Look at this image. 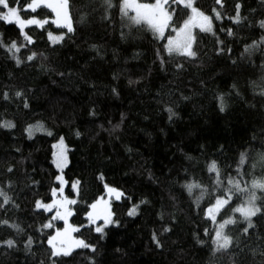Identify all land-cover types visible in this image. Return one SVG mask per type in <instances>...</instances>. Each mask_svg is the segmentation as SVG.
Wrapping results in <instances>:
<instances>
[{"label": "trees", "instance_id": "1", "mask_svg": "<svg viewBox=\"0 0 264 264\" xmlns=\"http://www.w3.org/2000/svg\"><path fill=\"white\" fill-rule=\"evenodd\" d=\"M7 2L23 9L26 0ZM223 2L220 9L215 0H195L206 15L214 17L217 8L223 19H213V32L194 29V58L164 50L166 38L175 34L171 28L159 40L143 26H128L120 0L110 9L102 0H70L74 32L65 35L66 29L51 23L30 25L24 32L31 44L16 24L0 21L5 45H26L16 53L19 64L0 47V124L14 125L0 127V189L11 198L0 207V221H8L0 224V242L15 241L11 248L0 243V264H264V191L254 190L262 211L252 218L255 226L248 234L243 232L247 222L232 211L247 199L253 180L264 181V44L244 51L264 37L259 27L264 0ZM237 3L238 24L230 19ZM172 8L178 27L190 10L181 4ZM19 14L24 19L54 16L44 8ZM48 32L64 39L52 43ZM33 52L36 57L27 61ZM169 108L175 113L171 119ZM37 125L44 132L29 136L28 127ZM59 138L66 146L63 176L70 197L71 183L79 182L70 224L80 229L75 237L96 251L79 248L50 259L48 237L63 224L55 220L45 228L53 214L37 209L36 202H49L52 189L59 187L52 163ZM212 161L222 186L208 171ZM229 177L249 191L233 195L217 215L219 222L232 217L237 223L225 228L233 240L230 249L215 252L216 226L205 210L231 187ZM188 183L202 187L190 195ZM106 185L124 195L111 202L115 225L97 233L87 214L105 196ZM134 205L138 212L129 216Z\"/></svg>", "mask_w": 264, "mask_h": 264}, {"label": "snow or ice", "instance_id": "2", "mask_svg": "<svg viewBox=\"0 0 264 264\" xmlns=\"http://www.w3.org/2000/svg\"><path fill=\"white\" fill-rule=\"evenodd\" d=\"M103 4L106 6V9H110L114 6L113 0H102ZM215 3L220 6V9L224 7L223 0H215ZM181 4L184 8L190 10V14L188 18L184 20L183 24L180 26H173V14L175 9L172 8V5ZM0 6L3 9H7L6 12L0 10V21H4L8 24L15 23L19 28L21 33L24 35V39L28 44L33 43L31 36L27 35L24 32L25 27L30 25H36L37 27L44 28L45 25L51 23L56 25L57 28L66 29V33H73V21L70 15V0H26L25 6L23 9H19L16 6H9L7 0H0ZM49 9L54 16L49 19H38L35 16L24 19L20 16V11L36 13L38 9ZM119 11L121 17L126 19L129 23L128 26H143L146 30L151 31L156 39L163 40L165 39V31L166 29L171 28V31L176 33L175 37L169 35L167 39V43L164 45V50L169 55H180L187 58H194L197 53L193 50V42L195 37L193 36L192 29L199 28L202 32H213V19L222 20L223 16L220 10L217 8H213L214 17H210L206 15L203 11L199 10L195 6V0H154L153 3H142L140 0H120L119 3ZM130 13H134L130 15ZM82 21L84 17L81 18ZM233 23H240L242 17L240 15V4H236V14L234 17H230ZM259 27L264 29V20L259 22ZM228 35H232L233 32L231 29L227 30ZM48 38L53 43H59L64 39V35H54L52 32H48ZM222 43V41H221ZM260 44H264V37H261L259 42H253V45L245 48V53H250L252 49L259 48ZM0 47H5L9 52L12 53L13 58L16 59L17 64L22 63L21 59L16 56V53H19L22 47H26V45L21 44L17 45L16 41H12L10 45H5L2 37H0ZM36 53L33 52L31 55L26 57L27 61H32L36 57ZM165 61L161 58V64L163 65ZM178 67L182 68L183 65H178ZM115 91V89H114ZM17 96L22 95V93H16ZM260 95H264V90H261ZM5 99H7V95L5 94ZM220 100V110L224 111L225 109V101L224 97H219ZM28 107L27 103L24 105ZM170 113L169 119L175 115L171 108L168 109ZM0 127L12 128L14 125L11 122H5L0 124ZM43 130L42 125H37L35 128L33 126H29L27 132L29 136L33 134V131ZM51 135V133H48ZM79 135V133H77ZM61 145L63 144V138L60 141ZM261 160H264V154L260 157ZM61 162H66V157L61 153L60 162L57 163V167H61ZM245 163V153H241L240 156V164ZM11 171V169H9ZM208 171L210 173L216 174V183L217 186L223 185V180L221 179V172L217 166L216 161H212L208 165ZM60 181L61 187L52 189V196L55 197L59 192L61 194L62 199L53 200L51 203H43L41 201L36 202L37 209H44L45 211L52 212L55 209V214L51 217V220L48 224H45V228L53 227L52 221L55 220H63L65 224V228L63 230H57L55 235H51L48 237L47 243L51 249L49 258H59V257H67L72 254V252L76 248H87L91 249V251L95 252L96 249L94 246L85 242L82 239H76L71 237V233L78 232L80 229L78 227H73L68 223L67 217L72 214L71 209L67 207V205H74L77 203L76 199H68L63 197V184L65 183L62 177L58 176L56 178ZM103 179V177H101ZM79 182H76L72 185L73 189H77V185ZM227 184L231 185L225 189V191L220 195L215 197V202L211 204L205 210V217L210 219L215 225L216 229L214 235H212V243L215 245V252L227 251L232 246L233 240L232 237L225 232V228L228 225L236 224L237 220L235 218L229 217L228 219H224L222 222L217 221V215L221 212V210L227 206L232 200L233 195L238 193L248 192L247 187H241L240 181L234 178L229 177L227 180ZM188 193L191 195L194 189H199L202 186L199 183H188L185 185ZM252 189H261L264 191V181L261 180H253L251 183ZM109 194H115L116 199H120L124 194L117 191L114 188L108 187L106 185ZM235 189V192L233 191ZM204 192L202 190L201 195L196 198L197 204L203 198ZM0 197H3V202L0 203V207H3L4 204L10 202V197L0 189ZM261 197L256 195L255 191H251L241 206H238L232 211L235 213H239L244 221L247 222V227L243 229L245 234H248L250 228H253L255 225L252 222V218L257 216V214L261 213L262 207L257 204V201L260 200ZM103 201H97V203H93L90 207L95 210L99 203ZM141 203H144L142 201ZM139 205H134L128 215L134 216L137 214V209ZM88 220L95 224L96 220L99 219V214L95 215L93 212H89L87 214ZM109 218L104 219L103 226H96L95 231L97 233H103L104 226H107L109 223H112ZM0 224H8V221H0ZM11 227H18L16 225H11ZM168 229H165L167 231ZM206 234H209L206 230ZM153 240L157 242L159 246V240L154 235ZM6 244L8 247H14L15 241L7 240L0 242ZM32 243L31 238L28 240L27 247L30 248ZM203 243V241H200ZM53 264H56V261L53 260Z\"/></svg>", "mask_w": 264, "mask_h": 264}, {"label": "rangeland", "instance_id": "3", "mask_svg": "<svg viewBox=\"0 0 264 264\" xmlns=\"http://www.w3.org/2000/svg\"><path fill=\"white\" fill-rule=\"evenodd\" d=\"M140 2H142V3H147V2H143V1H140ZM6 11H7V9H6ZM5 11V12H6ZM132 14H134V13H130V15H132ZM15 24V23H14ZM194 29H199V28H193L192 29V32L194 31ZM151 32V31H150ZM166 32V31H165ZM152 33V32H151ZM152 35H153V33H152ZM154 36V35H153ZM176 36V33L174 34V36L173 37H175ZM160 40V39H159ZM51 41V40H50ZM52 42V41H51ZM53 43V42H52ZM167 43V39H166V41H165V44ZM35 128V127H34ZM43 132H44V130H42ZM41 130L40 131H33V133H35V132H38V133H43ZM28 133V132H27ZM29 135V134H28ZM60 141H61V138H59L54 144H53V153H52V163H53V166H54V168H55V170L57 171V175H56V178L58 177V176H60V177H62V179H63V181L65 182L64 184H63V188H64V192H63V197H66V198H68V199H75V196L77 195V191H78V185H77V189L76 190H74L73 189V187H72V185L74 184V183H76V182H72L71 183V186H70V188H71V191H72V193H73V195H74V197H70L67 193H66V187H67V183H66V180H65V178H64V176H63V171H64V169L67 167V165H68V160H67V153H66V146H65V142H64V140H63V144L61 145V143H60ZM61 153H63V156L64 157H66V162H61V167L60 168H58L57 167V163L58 162H60V156H61ZM56 182L59 184V187H61V184H60V181H58L57 179H56ZM58 187V188H59ZM112 188V187H111ZM255 189H252V187H251V189H250V191L249 192H251V191H254ZM118 191V190H117ZM101 198H103V201L101 202V203H99L98 204V206H97V208L95 209V210H93L91 207H90V211L89 212H93V214H94V216L95 215H97V214H99V219H97L96 220V223L95 224H92L90 221H89V223L91 224V225H93L94 226V228L96 227V226H103L104 225V219L107 217V218H109L111 221H113L112 223H109L107 226H104V229H103V233H104V231H105V229L106 228H108V227H110V226H112V225H115V222H114V220H113V215H112V211H111V202L114 200V199H116V197H115V194H109L108 193V190H107V188H106V192H105V196L104 197H100L99 199H97V201H101ZM60 199H62V197H61V194L58 192L57 193V195L55 196V197H53L52 196V198H51V200L49 201V202H47V203H51L53 200H60ZM97 201L95 202V203H97ZM67 207L68 208H70L71 209V205H67ZM42 209V208H41ZM42 210H44V209H42ZM45 211V210H44ZM55 209H53V211L52 212H48V211H46L47 213H52L53 215L55 214ZM130 211V210H129ZM129 211H128V213H129ZM137 212H138V209H137ZM127 213V214H128ZM130 216V215H129ZM70 217H71V215L70 216H68L67 217V220H68V223L70 224ZM57 221H59V222H61L62 224H63V226H62V228L60 229V230H63L64 228H65V224H64V221L63 220H57ZM71 225V224H70ZM216 226V225H215ZM55 233H56V231L54 232V234H52V235H55ZM75 232H73V233H71L70 235H71V237H73V238H76L75 237ZM77 239V238H76ZM48 244V243H47ZM49 246V245H48ZM76 249H79V248H76ZM75 249V250H76Z\"/></svg>", "mask_w": 264, "mask_h": 264}]
</instances>
